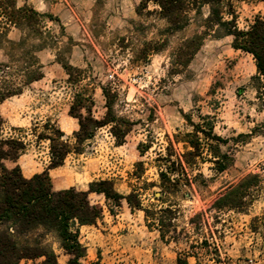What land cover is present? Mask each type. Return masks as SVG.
<instances>
[{
  "label": "rangeland",
  "instance_id": "374dc122",
  "mask_svg": "<svg viewBox=\"0 0 264 264\" xmlns=\"http://www.w3.org/2000/svg\"><path fill=\"white\" fill-rule=\"evenodd\" d=\"M15 2L18 8L28 5L45 15V28L40 35L24 27L8 28L0 56H8L4 64H10L11 70L0 78V86L6 79L21 84V64L14 65L12 60L29 56L42 67L44 75L38 87L23 88L30 112L43 107L47 115L52 113L51 119L57 115L64 120L75 94L82 93L92 101L93 116L101 119L106 113L102 87L108 86L118 93L115 114L132 124L122 146L116 145L107 127L98 130L83 145L81 153L68 155L64 165L77 168L69 173L71 188L84 187V181L86 185L111 180L120 194H139L146 208L173 206L177 210L172 218L174 227L162 230L164 239L155 225L149 227L153 222L157 224L160 216L151 217L148 223L142 211H127L142 227L140 235L150 246L142 253H127L123 264H178L179 257L187 256L190 264H264V79L257 74L253 56L234 48L233 36L206 30L210 4L202 2L189 10L185 29L173 31L152 2L140 14L141 0ZM219 8L226 22L234 14L241 30H247L255 17L264 18L262 0H223ZM5 22L0 11V25ZM202 34L205 35L200 50L188 65L183 64L180 48ZM22 39L24 45L16 47ZM69 65L81 70L74 74L77 83L69 81ZM184 115H191L194 123L200 122V115L215 117L216 134L228 141L221 145V151L231 159L227 169L218 173L208 161L210 156L204 155L191 175H198L192 187L161 198L156 158L165 154L168 137L192 131ZM65 124L63 127L68 129ZM10 126L0 120V136ZM43 126L28 121L25 127L18 124L11 128L26 138L28 150H37ZM68 139L74 146L73 134ZM44 143L50 146L49 142ZM147 144L152 147L141 156L140 146ZM43 146L46 145L40 148ZM175 149L183 152L182 145H175ZM140 163L144 169L139 170L142 177L138 180L135 173ZM84 170L88 172L86 176ZM254 175L259 176L260 185L244 211H212L213 204L230 187ZM95 203L102 206L100 211L107 216L124 214L112 206V215L104 197ZM48 241L58 259L64 261L61 246L52 236ZM100 261L95 259L93 264H101Z\"/></svg>",
  "mask_w": 264,
  "mask_h": 264
},
{
  "label": "trees",
  "instance_id": "16d2710c",
  "mask_svg": "<svg viewBox=\"0 0 264 264\" xmlns=\"http://www.w3.org/2000/svg\"><path fill=\"white\" fill-rule=\"evenodd\" d=\"M223 0H141L138 14L146 10L149 3H155L161 10V15L168 21L173 31H181L188 25L187 12L195 9L202 2L210 4L211 15L205 22L208 32L223 31L225 36L235 38L234 48L249 53L256 61V71L264 79V18L257 16L247 30H241L237 25L236 16L229 22L224 21L219 5ZM264 1V0H262ZM218 5V6H216ZM0 11L6 22L0 25V49H2L3 36H7L9 27L26 28L34 34H41L45 15L28 5L18 8L15 0H0ZM51 21L53 20L50 17ZM204 35H196L185 42L180 48L184 59L183 64L188 65L200 50ZM220 37V36H219ZM22 39L15 44L21 48ZM153 51V50H152ZM13 56H10L12 60ZM11 63V62H10ZM14 65L21 64L19 71L22 75L21 84L4 80L0 86V101L23 94V88L43 79L42 67L29 56H20L12 60ZM70 83H77L75 72L81 70L71 65ZM11 70L10 64H0V78L7 76ZM105 98L106 113L101 119H96L92 114V101L82 93H76L71 103L69 115L78 120L79 129L73 134L75 140L72 146L70 139L64 138L65 134L57 127L47 123L43 126L44 132L39 140L50 143V163L47 169L27 179L23 176L19 165L8 168L5 162L17 163L26 152L27 145L21 139L0 138V264H22L33 260V264H59L58 256L48 237L52 236L61 248L70 256L68 264H82L86 255V247L80 241L81 228L96 223L99 211L87 210L82 193L70 190L53 192L50 188V171L64 165L66 158L72 152L81 153L83 145L92 140L98 130L110 127V132L117 146H122L132 130V124L118 117L114 105L118 93L111 87H102ZM264 111V98H263ZM85 112V114H84ZM187 123L192 127L191 132H178L173 138H167L168 145L165 154L156 158L157 168L161 178V198L180 192L183 188H191L197 181L198 175L193 172L198 167L199 161L210 156L209 162L215 165L218 173L224 172L231 157L221 151V145H226L227 140L220 138L216 132L215 117L200 115V122L194 123L191 115H184ZM51 131L52 134H49ZM152 144L140 146L141 156L151 149ZM175 145H182L183 152L179 153ZM144 164L136 167L135 177L141 179ZM144 172V171H143ZM191 173V174H190ZM260 185L259 176L254 175L242 180L239 184L230 187L211 207L216 213L228 211L242 212L251 203L253 191ZM89 192L103 195L106 202L110 203L109 211L113 215L114 208H119L122 201H126L132 208L142 211L145 219L150 223L151 217L160 216L157 224L149 227L158 228L161 238L164 239L162 230L173 228L172 218L177 215L173 206L151 210L143 206L139 194L132 191L128 195L120 194L111 180H100L89 184ZM166 217V218H164ZM168 219V220H167ZM155 221V220H153ZM189 256L177 260L178 264H190ZM42 262H36L42 260Z\"/></svg>",
  "mask_w": 264,
  "mask_h": 264
},
{
  "label": "crops",
  "instance_id": "0c3cea01",
  "mask_svg": "<svg viewBox=\"0 0 264 264\" xmlns=\"http://www.w3.org/2000/svg\"><path fill=\"white\" fill-rule=\"evenodd\" d=\"M16 41L17 38H13ZM4 52L0 49V53ZM8 61V56H0V64H4ZM38 82L33 83L32 87H38ZM25 94L19 96H14L8 98L4 101H0V120L4 121L7 125H11L9 129L1 131L3 136L0 138H16L21 139L27 145V140L24 137H19L16 134V130L11 127H16V125H23L28 123V121H33L35 126L45 125L47 123H52L56 125H61L59 129L65 134L66 138L68 135L74 134L79 129L78 120L72 118L69 115L70 106L67 107V113L65 119L63 116H54L51 119L52 113L47 115V110L44 111L43 107H35L31 109L28 107L27 101L25 100ZM46 113V114H44ZM64 126L68 127L65 129ZM28 139V138H27ZM37 150H28V145L26 152L19 158L17 163L5 162L8 168H14L19 165L22 174L25 178L30 179L34 175L43 173L49 163H50V146L45 144V140H40ZM49 142V141H46ZM42 145V148H40ZM31 147H33L31 145ZM86 170V169H85ZM84 170V171H85ZM76 166L66 167L62 165L56 169L50 171V188L53 192H58L61 190H75V192L82 193L84 199V205L87 210L99 211V217L96 223L91 226H84L81 228L80 241L86 247V255L82 259V264H93L95 259L100 261L101 264H123L127 253H142L144 250L148 251L149 244L141 236L142 227L135 224V218L128 216L127 211L132 210V207L126 202L122 201L121 206L118 208L123 211L124 214L117 217H110L105 215V212H101L102 206H97L95 203L96 199H102L103 195H98L96 193L89 192V184L85 185V181L81 182L84 187L73 186L71 188L70 174L76 172ZM87 171V170H86ZM83 175H87L86 172ZM81 180V179H80ZM86 180V179H85ZM84 183V184H83ZM69 185L67 188L66 185ZM87 186V187H86ZM105 199V197H104ZM125 202V203H124ZM136 217V216H134ZM126 229H128L126 231ZM151 234V232H150ZM64 251V250H63ZM63 256L64 261L58 259L59 264H68L70 256L64 251ZM42 261V260H39ZM32 260H27L22 262V264H31Z\"/></svg>",
  "mask_w": 264,
  "mask_h": 264
},
{
  "label": "water",
  "instance_id": "95a60500",
  "mask_svg": "<svg viewBox=\"0 0 264 264\" xmlns=\"http://www.w3.org/2000/svg\"><path fill=\"white\" fill-rule=\"evenodd\" d=\"M64 138L66 139V136Z\"/></svg>",
  "mask_w": 264,
  "mask_h": 264
}]
</instances>
